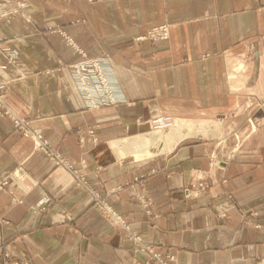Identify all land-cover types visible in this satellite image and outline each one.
<instances>
[{"label": "crops", "instance_id": "0c3cea01", "mask_svg": "<svg viewBox=\"0 0 264 264\" xmlns=\"http://www.w3.org/2000/svg\"><path fill=\"white\" fill-rule=\"evenodd\" d=\"M26 1L32 22L0 26L6 103L86 183L0 115V264H143L147 245L264 264V0ZM163 21L166 40H134ZM83 55L106 56L121 100L90 110L70 69L47 73ZM159 113L217 119L218 136L139 157L127 142Z\"/></svg>", "mask_w": 264, "mask_h": 264}, {"label": "built area", "instance_id": "2783aa9c", "mask_svg": "<svg viewBox=\"0 0 264 264\" xmlns=\"http://www.w3.org/2000/svg\"><path fill=\"white\" fill-rule=\"evenodd\" d=\"M4 2H6L5 0H3ZM17 2V0H11V1H7V2ZM19 3V2H17ZM169 26L170 23L167 21H163L161 23H158L156 25L151 26L144 35H139L136 37V41L142 40V39H148L150 40L152 43H157L160 41H164L168 38L169 36ZM86 64H93L94 66L97 67V72H101V74L107 73L105 75L106 77V81L107 84L106 86H104L102 83L101 85L99 84V80L97 78V75L94 74V76L90 77V83H89V88L92 89V94L96 96V100L95 99H87L86 97H84L86 103L91 102V104L93 105V107L98 108L101 105H104L105 103H112L114 104L115 99L116 102L118 100H121V92H117L114 88V86L112 85L114 80H113V75L112 72L107 64V61L104 59H95L91 62H84ZM77 67V71L78 72V76L80 77V73H82V71L86 70V68H81V66H84L80 63L76 64ZM75 66V65H74ZM102 69H105L106 72H102ZM75 72V74H76ZM90 76V75H88ZM91 78L92 81L94 82V85L91 82ZM103 88L104 91L106 89H108V93H107V97L109 98V100H107L105 98V93L103 95L100 94L101 89ZM4 89H5V85L0 82V107L3 105L4 102ZM100 90V91H99ZM102 92V91H101ZM2 111L0 110V115H1ZM5 114H8L11 118H12V125L13 128L15 129V131H18L21 135H23L24 137H30L34 143V151H40L43 154H45L48 159H50L51 161H53L55 164L57 165H63L64 167H66L68 170H71L74 177L79 181L82 182L83 184H85V179L80 178V174L77 172V170L75 169L74 165L71 164L67 158L63 157L62 155H59V153L57 152L56 149H53L50 145L49 142L44 138L42 132L40 129H38L37 127L33 126L31 124V121L27 120V119H23L22 117H18L16 116L13 112L10 113V111H5ZM175 118H182V117H176L172 114L169 113H159L156 114L152 117H150L149 119H147V125H148V130L145 133H150V132H163L168 130L170 127H172L173 123H174V119ZM185 119V118H184ZM144 134V133H142ZM78 173V174H77ZM82 177V176H81ZM9 179H13V174L10 175ZM82 180V181H80ZM6 181H3L0 183V188L1 187H6L5 186ZM197 186L203 187L204 184L199 182L197 184ZM117 220L120 223H124V220L122 218H120L119 216H116ZM142 251H144L146 253V258L143 262V264H180L176 258L174 257V255L172 254H164L159 250H155L152 246L147 245L141 248Z\"/></svg>", "mask_w": 264, "mask_h": 264}, {"label": "rangeland", "instance_id": "374dc122", "mask_svg": "<svg viewBox=\"0 0 264 264\" xmlns=\"http://www.w3.org/2000/svg\"><path fill=\"white\" fill-rule=\"evenodd\" d=\"M6 2H4L3 0H0V26H1V23L3 22H7L11 19H19V21H23V22H26V23H29V22H32L34 20L33 18V15L31 14V12L27 9L28 6H27V1L26 0H17V2H7V1H11V0H5ZM65 39L67 41V43H69L70 45H75L73 43V40L71 37H69L68 35H65ZM137 37V36H136ZM136 37H134V40L136 39ZM78 51H80L79 48H77ZM84 56V55H83ZM95 59H104L107 61V58L106 56H97V57H82L81 60L77 61V62H73V63H66L64 64L63 61L61 60H57L55 66L53 69H48L47 70V73H52L54 72L55 70L58 72L59 69H62L64 67L70 69L69 71L71 72V74L75 77V79L77 80V87H78V90L80 91L81 95H83V97H86L87 99H95L96 96L92 94V89L89 88V83H90V77L91 76H94V74L97 75V78L99 80V84L101 85V83L106 86L107 84V81H106V77L105 75L107 73H104V74H101V72H97V67L94 66L93 64H86L84 62H91ZM8 60L11 61L12 63H15V57L13 55H8ZM82 64L84 66H81L80 67L82 68H86V70L82 71V73H80V77L78 76V72L77 71V65L76 64ZM75 65V66H74ZM76 70V71H75ZM76 72V74H75ZM102 72H106L105 69H102ZM90 75V76H88ZM0 82H2L4 85H5V89H4V102H3V105L0 107V110L2 111L1 113V116H6V117H9L12 121V118L8 115V114H5V111H10V113H12L13 111L8 107L7 103H6V95H7V81L6 80H3V79H0ZM91 82L92 84L94 85V82L92 81V78H91ZM115 90L117 92H120V90L117 88V87H114ZM101 91H100V94L103 95L105 93V98L107 100H109V98L107 97V93H108V89H106L104 91V89L101 87L100 88ZM96 100V99H95ZM116 100L115 99V102L116 103ZM87 108H89L90 110L92 109H97L95 107H93V105L91 104V102H88V103H85ZM110 104H113L110 103ZM101 107V106H100ZM99 108V107H98ZM15 114V113H14ZM16 115V114H15ZM18 116V115H16ZM20 117V116H18ZM24 119V118H23ZM179 120H184V121H187V122H192L193 125L195 127H201V128H204L206 129L205 132H209L210 134L208 135H200V134H197L196 136L198 138H210V137H217L218 136V129H219V122L217 119H202V120H197V121H193V120H188V119H184V118H179ZM13 127V125H12ZM14 129V128H13ZM15 130V129H14ZM148 130V129H147ZM18 132V131H17ZM169 132V129L166 130V131H163V132H150L149 134L147 135H163V133H167ZM23 136V135H22ZM191 136V135H190ZM134 137V136H132ZM187 137V136H185ZM131 138V137H130ZM184 138V137H183ZM164 151V150H163ZM163 152H160L158 154H150L149 156L147 157H151V156H154V155H159V154H162ZM131 155V158L135 159V157ZM137 159V158H136Z\"/></svg>", "mask_w": 264, "mask_h": 264}, {"label": "bare ground", "instance_id": "6f19581e", "mask_svg": "<svg viewBox=\"0 0 264 264\" xmlns=\"http://www.w3.org/2000/svg\"><path fill=\"white\" fill-rule=\"evenodd\" d=\"M189 120V119H188ZM206 129L201 127H195L192 122H187L184 120H179V118L174 119L172 127L169 128V132L163 133V135H142L140 137L132 138L127 142V146L130 148V151L137 154L139 157L143 155L149 156L150 154H155L160 151H165L171 146V141L174 138H179L187 135H209V132H205ZM169 141V147H164L163 141ZM116 144V143H115ZM143 146L146 149L145 153H142L138 147ZM157 145V146H155Z\"/></svg>", "mask_w": 264, "mask_h": 264}]
</instances>
